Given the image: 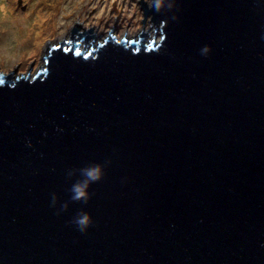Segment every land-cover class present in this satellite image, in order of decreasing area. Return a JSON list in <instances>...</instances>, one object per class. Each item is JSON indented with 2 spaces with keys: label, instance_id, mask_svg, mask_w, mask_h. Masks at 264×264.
Instances as JSON below:
<instances>
[{
  "label": "water",
  "instance_id": "1",
  "mask_svg": "<svg viewBox=\"0 0 264 264\" xmlns=\"http://www.w3.org/2000/svg\"><path fill=\"white\" fill-rule=\"evenodd\" d=\"M140 2L0 71V264H264V0Z\"/></svg>",
  "mask_w": 264,
  "mask_h": 264
},
{
  "label": "rangeland",
  "instance_id": "2",
  "mask_svg": "<svg viewBox=\"0 0 264 264\" xmlns=\"http://www.w3.org/2000/svg\"><path fill=\"white\" fill-rule=\"evenodd\" d=\"M78 3L80 0H0V71H16L11 74L14 78L21 73L33 75L40 63L46 62V43L56 45L64 36L67 39L74 21L87 29L92 24L100 33V41L114 22L112 29L119 39L124 32L134 36L143 27L140 0H87L80 6ZM62 8L66 12L56 21L55 16ZM47 11L50 14L42 21L44 31L39 40L35 14ZM66 15L69 18L64 20Z\"/></svg>",
  "mask_w": 264,
  "mask_h": 264
},
{
  "label": "clouds",
  "instance_id": "3",
  "mask_svg": "<svg viewBox=\"0 0 264 264\" xmlns=\"http://www.w3.org/2000/svg\"><path fill=\"white\" fill-rule=\"evenodd\" d=\"M163 2H164V0H156V6L157 7L162 6ZM140 30L141 29H139L138 31L140 32ZM139 32H135V34L132 38L137 39ZM111 34H115L117 36V34L114 33L113 29L111 31ZM127 36H128L127 34L124 35V37L126 38L125 40L130 41L132 38H128ZM117 39H119V38H117ZM208 50L209 49L206 46L202 51L206 53ZM82 171H83L84 179L77 182L76 184H74L72 186V192H73L72 198L74 200H82V199L87 200L88 198H90V191H89L90 184L95 183L96 181L100 180L103 177L104 171H105V166L101 163H96V164L89 165L88 167H86ZM56 199L57 198H56L55 194H53V196H52V204L53 205L56 204ZM64 207H67V205L65 204ZM73 222L77 225V227L81 231H85L93 222V218L87 211L81 210V212H79L74 217Z\"/></svg>",
  "mask_w": 264,
  "mask_h": 264
},
{
  "label": "bare ground",
  "instance_id": "4",
  "mask_svg": "<svg viewBox=\"0 0 264 264\" xmlns=\"http://www.w3.org/2000/svg\"><path fill=\"white\" fill-rule=\"evenodd\" d=\"M85 1H87V0H80V3H78L79 4V6L82 4V3H84ZM10 6L12 7V4H10ZM53 8H54V6H53ZM66 10V8H62L61 10H59L58 12H57V15L55 16V19H56V21H59V19H62V17L60 18V15H61V13L62 12H66L65 11ZM46 14H50V12L49 11H47V12H45V13H43V14H35V16L37 15V18H36V20L39 22V27H38V32H40L39 34H38V36H39V40L41 39V34H42V32L44 31V28H43V24H42V21H43V23H44V21L45 20H43L47 15ZM67 16H69V15H66V16H64L63 18H64V20L65 19H68L69 17H67ZM14 34V33H13ZM96 34L98 35V37L96 38L97 40H99L100 41V33H98V32H96ZM102 34V33H101ZM128 38H132L133 36H127ZM101 41H103V40H101ZM7 52H9L8 50H7Z\"/></svg>",
  "mask_w": 264,
  "mask_h": 264
}]
</instances>
